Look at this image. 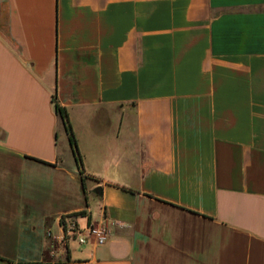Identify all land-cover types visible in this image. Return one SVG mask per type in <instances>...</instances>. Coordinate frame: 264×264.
<instances>
[{
  "label": "crops",
  "instance_id": "0c3cea01",
  "mask_svg": "<svg viewBox=\"0 0 264 264\" xmlns=\"http://www.w3.org/2000/svg\"><path fill=\"white\" fill-rule=\"evenodd\" d=\"M0 264H264V0H0Z\"/></svg>",
  "mask_w": 264,
  "mask_h": 264
},
{
  "label": "built area",
  "instance_id": "2783aa9c",
  "mask_svg": "<svg viewBox=\"0 0 264 264\" xmlns=\"http://www.w3.org/2000/svg\"><path fill=\"white\" fill-rule=\"evenodd\" d=\"M84 230L85 234L83 232ZM84 230L78 231L77 229L72 227L70 229V236L76 235V238L80 244H85L88 240L92 239L95 245H103L108 240L109 229L105 223L90 225Z\"/></svg>",
  "mask_w": 264,
  "mask_h": 264
},
{
  "label": "trees",
  "instance_id": "16d2710c",
  "mask_svg": "<svg viewBox=\"0 0 264 264\" xmlns=\"http://www.w3.org/2000/svg\"><path fill=\"white\" fill-rule=\"evenodd\" d=\"M52 102L54 105V111H55L56 115L60 118V120L62 121V123L65 127V130L68 134L69 143L75 151L74 152L75 153V159H76V162L78 164L79 172H80V174L83 175L84 172H83V168H82V159H81V156H80L78 149H77V143H76V139H75V136L73 134V131H72L71 124L69 122L67 109L65 107L61 106L55 98L52 99ZM78 214H81V213H78Z\"/></svg>",
  "mask_w": 264,
  "mask_h": 264
}]
</instances>
